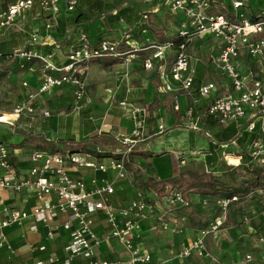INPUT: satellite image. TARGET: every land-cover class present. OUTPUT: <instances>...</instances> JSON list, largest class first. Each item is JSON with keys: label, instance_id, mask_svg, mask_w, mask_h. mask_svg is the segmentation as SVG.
<instances>
[{"label": "crops", "instance_id": "1", "mask_svg": "<svg viewBox=\"0 0 264 264\" xmlns=\"http://www.w3.org/2000/svg\"><path fill=\"white\" fill-rule=\"evenodd\" d=\"M16 1L0 0V9H4ZM104 1L113 4L116 8L101 18L81 21L79 24L73 21L76 11L72 15L63 11L59 16L66 20L59 22L56 17L52 21L49 20L50 17L38 8L29 11L31 13L39 11L38 14L45 17L40 26L42 35L38 36L42 43L38 45L39 50L53 52L56 62L64 65L67 62V54L78 45L81 33L88 34L92 42L98 44L104 39L120 41L125 31H131L132 38L138 41L145 50L137 53V57L131 62L104 58L89 65L86 83L87 96L81 115H73L71 118L70 113L58 112L61 109L63 98L66 100L68 110L72 112L73 99L70 90L56 89L53 93L37 99L36 106L39 108L34 118L19 121L18 127L12 124H0V142L9 145L14 162L25 168L30 164V153L39 149L32 145V140L29 138H43L59 143L61 148L65 143L66 145H79L82 152L96 154L97 150L104 146L102 142L117 143L120 147L123 139L140 133L145 138V142L141 143L131 154V164L129 165L131 168H128L129 175L126 178L128 182H125V179L115 181L116 194L111 196V201L117 207H124L142 193L147 200L155 203L157 214H165L171 222V227L178 226L180 230L177 233L164 231L156 217L148 218L144 221L136 240L140 250L151 253L154 261L165 260L170 264H263L264 248L259 241V238L264 235L263 191L259 192V195H262L259 205L253 209H250L249 204H252V200L258 195L256 193L253 196L249 194L246 197H240V202L231 205L230 218L221 227L219 234L217 236L209 235L205 241L209 255L200 256L197 252H193L192 256L187 259L180 257L182 249L192 244L200 236V232L208 228L209 224L218 218L217 199L222 197V195L214 194L213 190L208 187L193 186L192 182L196 180L197 174L192 172V169H184L186 158H190L196 163H201L203 158H206L205 164L214 166L216 164L213 157L214 152L203 153L205 142L196 136L195 146L181 145L185 142L190 143V140L187 139L189 128L186 121L191 119L189 126L194 129V133L208 135V146L212 148L210 144L212 140L208 134L210 128L206 123H203L205 120L203 117L213 102L212 99H204L194 108L197 117L195 125H198L197 122H199L202 124L200 127L193 125V118H187L186 111L189 106L194 105V101L199 98V90L206 84L217 83L221 87L220 97L232 91V85L224 71L218 68L215 63V58L219 55L220 50L219 43L207 33H202L199 38L189 44L187 51L191 56L194 87L191 94H187L170 74V67L175 59L174 48L167 52L164 60H155L152 69H146L144 66L145 60L152 57L155 51L149 49V46L153 43L164 44L169 40H175L176 34L186 21V16L181 12L172 11L166 0H151L150 2L142 0ZM214 1L216 0H213L211 13L223 12L222 14L227 17L231 15L230 17L233 18L236 11L229 0H218L227 7L226 13L224 11L214 12ZM240 1L244 2L242 12L249 19H255V16L264 11V0ZM144 16H147V19ZM19 22L16 24L17 26H20ZM47 22H53L54 30L46 29ZM59 25L61 32L58 36L55 30ZM21 29L24 30L25 27L22 25ZM32 36L24 35L22 40L26 41ZM7 49L5 40L0 38V52H12ZM16 49L18 48L14 50L16 51ZM195 51L211 52L210 61L207 59L204 63V68L208 71L203 74L202 78L195 74L197 73L195 67L198 60ZM208 64L210 65L209 69L212 70L210 75ZM243 65L244 68H249L252 73L254 72L256 76L264 77L263 61L253 60L246 65L244 62ZM9 67H13L17 74L14 79H11L13 81L8 80L6 87L1 89L0 99L6 100V97H12L8 100L13 101L5 112L2 109L4 114H11L14 107L30 91H37L40 82V74L21 71L18 63L13 59H0V73H6L5 71ZM164 72H167V79L162 81L160 78ZM24 82H28V87L23 85ZM165 83L173 86V90L166 91ZM126 97L136 106L144 107L146 116L142 118V115L139 114L137 118H133L126 113L119 105ZM176 107H179V110ZM41 109L49 110L51 116L45 118L40 113ZM56 112L58 113L55 114ZM139 120L144 122L140 123ZM103 124H107L106 130H104L105 134L93 133L94 128L99 129V126L102 128ZM160 125H165L166 130L160 131ZM181 125L186 126L187 132L181 128ZM139 148L141 149L139 150ZM238 159H234L230 163L238 165ZM182 160L185 161L184 164L181 163ZM68 170L74 178H82L87 182L93 177L99 180L108 178L112 181L116 180V173L112 171L104 174L76 167H69ZM187 179L190 180L188 191L174 185L175 182L183 184ZM262 187L263 183L261 182L259 189ZM174 189L182 190L186 194L191 201L189 209L168 211L162 200V195ZM4 197L10 206L21 211H29L37 205L34 197L25 198L24 195L12 191L6 192ZM3 217L0 207V218ZM67 218V215H60L55 222L57 225H63L67 222ZM96 220L94 231L98 237L104 240L94 248L93 258L78 257L72 264H89L94 259L108 262L125 261L127 253L122 245L116 239L105 240L109 231L107 220L102 214H98ZM34 224L35 222L30 218L24 222V225H13L5 230L7 240L12 248L11 250L0 249V264L44 262L52 264L50 263L51 258L63 259L68 256L65 248L73 241L72 230L60 228L55 239L50 240L47 238L46 227L39 224L38 230L33 231L31 226ZM249 255L252 258L248 261L247 256Z\"/></svg>", "mask_w": 264, "mask_h": 264}, {"label": "built area", "instance_id": "2", "mask_svg": "<svg viewBox=\"0 0 264 264\" xmlns=\"http://www.w3.org/2000/svg\"><path fill=\"white\" fill-rule=\"evenodd\" d=\"M150 2L151 0H142ZM172 11L181 12L186 16V21L176 34L175 40L164 44L149 46L154 49L152 57L145 60L146 69L154 67L155 60H164L167 52L174 48L175 59L170 67V74L174 81L188 94H191L194 74L191 69V56L188 46L202 33H207L219 43V55L215 58L218 68H221L226 78L232 85V91L219 96L221 87L211 82L204 85L199 91V98L194 105L189 106L186 117L192 118L194 108L204 99H212L206 114L215 118L220 125L235 124L238 128L253 131L255 125L261 121L264 133V77L256 76L249 68H244L253 60L264 62V11L249 19L242 12L244 2L229 0L236 11L233 18L222 13H211L213 0H166ZM80 0H17L16 2L0 9V38L5 33L16 27L19 20L29 11L39 9L48 15L49 20H54L63 11L72 15ZM147 19V16H144ZM53 22H47L46 29L52 30ZM120 41L104 39L94 44L86 33L79 36L78 45L67 54V62L61 65L56 62L53 52H41L38 45L42 44L37 36L26 40V45L8 55L16 61L21 71L29 74H40L37 91H30L13 109L11 114H4L0 108V124L17 123L26 118H34L38 108L36 101L39 97L48 95L56 89H68L72 93V113L79 114L84 108L87 96L86 83L89 65L96 60L104 58L131 62L137 53L145 48L132 38L131 31H125ZM3 55L0 53V59ZM162 81L167 79V72L161 74ZM23 85L28 87V82ZM166 91L173 90V86L165 83ZM120 107L137 118L146 116V109L136 106L129 98H124ZM179 110V107H176ZM40 113L49 118L51 112L41 109ZM9 117L10 119L5 120ZM140 123L144 122L139 120ZM107 124H103L106 128ZM160 131H165V125H160ZM145 142L140 133L123 139L122 146L110 148L107 152L98 149L96 154L82 151L50 152L44 149L33 150L30 164L23 167L14 162L12 152L8 145L0 143V207L3 218H0V249L11 250L5 230L13 225H24L28 219L35 224L31 230L37 231L42 224L47 229V238L54 240L60 228L72 230L73 241L66 246V258L54 257L52 264H72L78 257L93 258V250L100 245L103 238L97 236L94 224L98 214L107 220L109 231L105 240L116 239L127 253L125 261L108 262L94 259L89 264H170L165 260L154 261L149 252H142L136 244L138 234L144 221L156 217L162 230L172 233L180 232L178 226L171 227V222L165 214H157V207L142 194L128 202L124 207H117L111 196L116 194L115 181L124 180L129 175L128 165L131 164V154ZM229 144H222L226 149ZM249 148L251 155L258 160L264 159V142L257 140ZM225 154V153H224ZM241 164V156H239ZM185 163L184 160L181 161ZM238 164V165H239ZM237 165V166H238ZM69 167L93 170L107 174L109 171L116 173V180L91 178L89 182L82 178H74L69 172ZM263 187H264V180ZM264 190V188H263ZM12 191L25 198L34 197L37 205L29 211H21L10 206L5 199L6 192ZM169 212L175 209H189L191 201L182 190H170L162 195ZM240 197L224 196L217 199L219 207L218 218L211 222L208 228L200 232L192 244L185 246L181 258H189L193 252L200 256L209 255L205 241L209 235L217 236L221 227L229 218L230 208L233 203L240 202ZM60 215H67V222L57 225L56 220ZM264 248V235L259 238ZM251 255L247 260H251ZM264 264V250H263ZM47 264V263H38Z\"/></svg>", "mask_w": 264, "mask_h": 264}, {"label": "rangeland", "instance_id": "3", "mask_svg": "<svg viewBox=\"0 0 264 264\" xmlns=\"http://www.w3.org/2000/svg\"><path fill=\"white\" fill-rule=\"evenodd\" d=\"M214 2H215L214 3V12L224 11V13H226L227 7L224 4H222L221 2H218V0H216ZM38 13H40V12L39 11L34 12V13L29 12V13L25 14L23 16V18H21V20H19V21H21V22H19L20 26H16L13 29H11V30H9V31H7L5 33V35L2 37V40H5V45L8 46V49H7L8 51H12L13 52V50L15 48L20 49L21 47H23L25 45V43H26L25 40H22V37L24 35H28V36L29 35H34V36H37V37L42 35L40 26L42 25V22H43L42 19L45 18V17H43L41 14H38ZM220 13H223V12H220ZM228 16L230 17L231 15H228ZM56 18H57V22H59L60 20H66L65 18L60 17L59 15ZM22 25L25 27L24 30L21 29ZM56 28H58V27H56ZM55 31H58V30L56 29ZM18 49H16V50H18ZM195 52H196L197 57H199V58L196 57V59H198L199 61L197 60V66L195 67V69H197L196 70L197 73H195V74H197L198 77L202 78L203 74L208 71L206 68H204V66H205L204 63H205V61L207 59H208V61H210V53L211 52H207V51H199V52L195 51ZM196 59H194V61ZM209 68H210V65L208 64V69ZM211 71L212 70L209 69V75H210V73L212 74ZM5 72H6L5 73V75H6L5 78L0 80V96H1V92H2L1 89L5 88L9 81H13L11 79H14V77H16V74H17L16 70L13 67H9V69H6ZM214 73L216 75V71ZM11 98L10 97H6V100L5 99H0V108H2L4 112L7 109H9V107L12 105L13 101L12 100H8V99H11ZM61 103H62V105L60 107L61 109L58 112H62L63 111L65 114H66V112L70 113V116H72L71 118H73V115H77L78 116V115L82 114V113L76 114V113L70 112L68 110L67 106H66V100L64 98L61 100ZM58 112H56L55 114H57ZM7 119H10V118L9 117L5 118V120H7ZM186 122H187L186 124H187V126L189 128V131L187 132L185 130L186 129L185 125L184 126L181 125V128L184 129L185 132H187V135H188L187 139H188V141L190 140V143L189 142H185L184 144L182 143L181 145H184L185 147L195 146L196 145L195 136L198 137V139H200L203 142H205L204 145H203L204 148H205L203 153L207 154V153H210V151L214 152V156L213 157H214V161L216 162V164H214V166H210L209 164L206 165L205 164L206 158H203L204 160L201 163H196V162L192 161V159H190V158L187 159L186 158V166H184V169H186V170L187 169L188 170L192 169V172L196 173L197 176L205 177L204 178L205 180H202V182H204V184H206L207 182L208 183L213 182V179L216 177L217 178L216 182H218V183H221L222 181L226 182L228 184V188L229 189H231V190L232 189H238V190L240 189L241 192H240V195H238L239 197H246L249 194L253 196L254 193L258 194L257 196H255L254 200H252L253 201V202H251L252 204H249L250 209H253L254 207H257V205H259V203L261 201L260 196H262V195H259L260 194L259 192L260 191L264 192V190H263L264 187L259 189V184L256 183V180H257V178H255L256 174L254 175L253 172H252L253 174L252 173L248 174V172L246 171V168L241 166L242 164H239L237 166V165H233V164L230 163L235 158L238 159L241 154L246 155V154H248L249 151L252 152V150L249 148V146H247V144H246V147L245 146L241 147L235 141V144H231L229 147H227L225 149L224 152L223 151L221 152V150H219V148L216 145H214V144H213V149H211L208 146V143H209L208 135H202L200 133H194V129L189 126V124L191 123V119H188ZM260 123H261V121H260ZM222 128L224 129L225 127L223 126ZM263 128H264V123H263ZM104 130H106V129L103 128V126H102V128L99 126V129H95V128L93 129V133H95L97 135L105 134ZM184 130H182V131L184 132ZM208 134L211 135V136H209V137H211L210 139L213 138V135L215 137V134H213L210 131L208 132ZM258 139L264 141V138L261 137V136H259ZM249 141H250V139L248 141L246 140V143L249 142ZM102 143H103L104 146H102L101 149L104 148V150L106 152L111 147H113V148H115L116 146L119 147V144L113 143V142H111V143L102 142ZM78 146L79 145H74L75 148H77ZM78 148H81V147H78ZM140 149L141 148H139V150ZM224 153H225V155H224ZM138 154L140 155V153H138ZM206 157H208V156L206 155ZM228 158H229V160H228ZM249 160H250V157H247V158L244 157V159H241V163H243V161L248 162ZM219 161H221V162H219ZM223 161L226 162V164L228 166H231L232 168H235V171L232 169V171L228 173L226 168L222 166V162ZM254 163L255 164L256 163L259 164V166H263L264 159L263 160H258L257 159V160H255ZM256 168H259V167H257V166L253 167V169H254L253 171H255ZM125 180H126L125 182H128V179H125ZM185 181L186 182H184L183 184H181L180 182H175L174 185H176L178 187H181L184 191H188V187L190 185L189 184L190 180L187 179ZM218 187H219V185H218ZM218 214H219V212H218ZM202 218H204V217H202ZM229 218H230V216H229Z\"/></svg>", "mask_w": 264, "mask_h": 264}, {"label": "trees", "instance_id": "4", "mask_svg": "<svg viewBox=\"0 0 264 264\" xmlns=\"http://www.w3.org/2000/svg\"><path fill=\"white\" fill-rule=\"evenodd\" d=\"M116 7L113 6V4H109L107 1L104 0H80L79 4H78V8L76 10L75 15L73 16V21L74 23L79 24V22L81 21H91L93 19H97V18H101L103 17V15L105 14H110ZM54 30V29H52ZM58 31L57 35L59 36L60 34V25L57 28ZM26 44V43H25ZM15 51V50H14ZM13 51V52H14ZM13 52H0L3 57L1 59L5 60V59H9L8 55L12 54ZM11 59V58H10ZM5 73L2 74L0 73V78L4 77ZM194 83V82H193ZM193 86V85H192ZM194 87V86H193ZM192 87V89H193ZM191 89V90H192ZM200 91V90H199ZM193 118V125L195 127H200L202 124H200L199 122L198 125H195L196 123V112H194V117ZM195 118V120H194ZM203 118H205L203 123H206V125L208 126V128H210V132H212L213 134H215V137L213 135V138L211 139L212 142H210L211 144V149H213V144L216 145L219 150H221V152L225 151V149L221 148L222 144H235V141L237 142V144H239V146H245L246 144L247 146H251L253 143H255V141L260 140L258 139L259 136L264 138V133L262 131V127H261V123L258 122L253 131H248L246 128H238L235 124H231L229 126H224L225 128L223 129V125H220L219 122L213 118L211 115L206 114ZM18 127V124L16 125ZM28 136V135H27ZM211 136V135H209ZM211 138V137H209ZM30 140H32V145L35 148H43V149H47L50 152H57V151H63V152H74V151H83L80 148H75L73 145H66V143L63 145V147H59V143H55L52 141H48L45 140L43 138L41 139H32L29 138ZM250 139L249 142L246 143V140L248 141ZM263 141V140H262ZM264 142V141H263ZM2 143V142H0ZM5 144V143H4ZM9 146V145H8ZM74 147V148H73ZM97 153V152H96ZM241 159H244V157H250V160L248 162L243 161V163H241L243 167L246 168V171L248 172V174H251L252 172L254 173V175L256 176L255 178H257L256 183L260 185V183L264 180V164L263 166H259V164H255V160L256 157L254 158L251 155V152L249 151L248 154L244 155L241 154ZM237 159V158H235ZM222 166L226 168L227 172H231L232 169L235 171V168H232L231 166H228L226 164V162H222ZM259 167L256 168L255 171H253V167ZM128 168H131L128 165ZM252 173V174H253ZM205 177L202 176H196V180L192 182L193 186H201L204 188H210L211 190H213L214 194L216 195H222V197L224 196H234V195H240L241 190L239 189H229L228 188V184L224 181H222L221 183L216 182V177L213 179V182L211 183H206L204 184V182H202V180ZM263 183V182H262ZM219 185V187H218Z\"/></svg>", "mask_w": 264, "mask_h": 264}]
</instances>
